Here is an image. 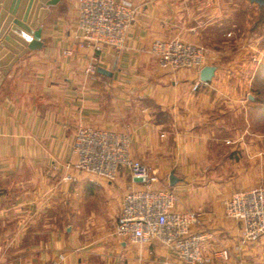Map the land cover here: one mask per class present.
<instances>
[{
	"label": "crops",
	"instance_id": "obj_1",
	"mask_svg": "<svg viewBox=\"0 0 264 264\" xmlns=\"http://www.w3.org/2000/svg\"><path fill=\"white\" fill-rule=\"evenodd\" d=\"M196 1L134 0L138 13L120 54L80 46L77 0L49 6L44 46L21 56L0 86V264H51L60 253L63 264H179L158 242L85 233L91 224L116 222L124 194L141 185L128 172L110 181L68 168L81 126L130 133L131 156L157 169L161 185L174 173L176 208L199 212L192 230L207 234L203 252L212 264H264V236L241 246L242 223L224 209L233 192L264 182V130L249 120L264 80V32H257L264 20L247 31L214 27L217 36L205 47L215 75L193 91L197 70L166 71L146 49L155 39L197 40L198 28L208 26L191 24ZM223 18L217 12L215 24ZM90 62L112 74H87ZM224 115L243 116L248 125L214 140L210 123L226 124ZM66 172L77 181L64 183Z\"/></svg>",
	"mask_w": 264,
	"mask_h": 264
},
{
	"label": "built area",
	"instance_id": "obj_2",
	"mask_svg": "<svg viewBox=\"0 0 264 264\" xmlns=\"http://www.w3.org/2000/svg\"><path fill=\"white\" fill-rule=\"evenodd\" d=\"M76 27L80 46L91 47L94 52L112 48L117 54L127 49V37L138 7L134 0H77ZM156 57L159 66L169 72L195 69L199 72L192 89L198 91L203 84L200 71L207 66V49L204 45L171 37L155 39L146 49ZM67 54L71 51L67 50ZM97 60L96 55L94 60ZM98 72L97 63L90 62L87 74ZM132 135L126 131L81 126L75 133L73 167L79 174L96 175L114 181L128 172L139 188H130L123 196L122 205L112 235L133 244L158 242L168 247L179 264H212L213 258L203 252L206 233L192 227L199 221V212L179 211L178 200L171 185H161L157 169L131 156ZM62 181L73 183L77 176L66 172ZM225 213L241 221V246L256 243L264 236V185L233 192L224 201ZM224 259L229 251L218 252ZM60 253L51 264H63ZM164 260L162 264H169Z\"/></svg>",
	"mask_w": 264,
	"mask_h": 264
},
{
	"label": "rangeland",
	"instance_id": "obj_3",
	"mask_svg": "<svg viewBox=\"0 0 264 264\" xmlns=\"http://www.w3.org/2000/svg\"><path fill=\"white\" fill-rule=\"evenodd\" d=\"M261 7L262 6H260L258 3L254 5L251 4L248 0H198L196 2H193L191 3V8L193 9V12L196 14L195 15L196 18L191 20V24L193 23L195 26L198 27L199 25L202 24L203 26H208V28L205 30H201V27L198 28L199 33L200 32L201 33L198 34L197 40L195 41L190 39H186V40L206 46L207 43L210 42V38H215L217 36L215 31L212 30L217 25L219 26L220 29L219 33H221L223 30L226 32L228 30L233 31L235 29L240 31H247L255 23L256 19L260 17L259 9ZM217 12L219 13L220 16L222 15L224 16L223 18L224 23L222 25L215 24ZM189 31H190L189 33L192 35L191 30ZM257 32L263 34L264 32L263 24L261 25V28L257 30ZM192 36L194 37V34ZM260 69L263 70L264 67L262 68L260 67ZM258 84H259L258 87L260 88V93H262V91L264 90V80H262ZM252 89L255 91V89L257 90L258 88H252ZM248 100L250 99L248 98ZM263 117L264 116H261L259 112H256V115L251 114L249 116V120L251 119V128L254 127L255 129L263 131L264 130ZM224 118L227 121L226 124H221V125L219 124L217 126L215 125V123H210L209 127L213 134V137L215 138L214 140H219L227 137L232 138L233 132H235L238 129H245V126L248 125L244 120L243 116H241V118L237 120L234 118L235 121L233 120V116L231 115L230 116L224 115ZM253 118L255 124H253ZM210 122H213V120ZM220 148L224 149V147L222 146ZM242 165L244 166L249 165L247 156L242 157ZM260 185H264V182L258 184L257 186ZM104 222L105 223L102 229H100L99 227L92 228V224H91L90 228L87 227L85 233H87V235L90 234L97 236L98 235L113 236L112 231L114 229L115 222L110 219H107ZM82 228H84V226Z\"/></svg>",
	"mask_w": 264,
	"mask_h": 264
},
{
	"label": "water",
	"instance_id": "obj_4",
	"mask_svg": "<svg viewBox=\"0 0 264 264\" xmlns=\"http://www.w3.org/2000/svg\"><path fill=\"white\" fill-rule=\"evenodd\" d=\"M249 1L264 7V0ZM58 2L60 0H0V86L21 56L44 46L41 23L50 13L49 6ZM8 28L10 31L7 32ZM98 71L112 74L102 67ZM215 71V66L207 65L200 71V77L203 81H210ZM177 180L172 173L170 184L174 186Z\"/></svg>",
	"mask_w": 264,
	"mask_h": 264
},
{
	"label": "trees",
	"instance_id": "obj_5",
	"mask_svg": "<svg viewBox=\"0 0 264 264\" xmlns=\"http://www.w3.org/2000/svg\"><path fill=\"white\" fill-rule=\"evenodd\" d=\"M261 9L264 12V7H261ZM264 20V14H262L260 16V21ZM263 93V94H262ZM262 93L256 95L253 97V99L251 100V102L253 103V105L257 108L259 114L261 116H264V90L262 91Z\"/></svg>",
	"mask_w": 264,
	"mask_h": 264
}]
</instances>
